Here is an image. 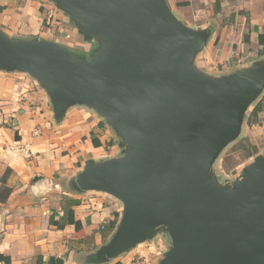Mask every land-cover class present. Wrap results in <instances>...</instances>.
<instances>
[{
  "label": "water",
  "instance_id": "95a60500",
  "mask_svg": "<svg viewBox=\"0 0 264 264\" xmlns=\"http://www.w3.org/2000/svg\"><path fill=\"white\" fill-rule=\"evenodd\" d=\"M48 1L95 45L89 57L0 29V72L33 80L56 122L83 108L119 139L118 156L87 159L71 181L121 204L88 264L159 236L168 248L155 264H264V151L228 183L212 170L264 91V60L203 72L195 62L211 32L186 26L166 0Z\"/></svg>",
  "mask_w": 264,
  "mask_h": 264
},
{
  "label": "crops",
  "instance_id": "0c3cea01",
  "mask_svg": "<svg viewBox=\"0 0 264 264\" xmlns=\"http://www.w3.org/2000/svg\"><path fill=\"white\" fill-rule=\"evenodd\" d=\"M166 1L186 26L211 32L195 62L203 72L226 75L264 53V45L259 43V35L264 36V0ZM39 6L38 0H0V29L12 38H36L31 33L40 26ZM260 103L263 108L257 122L262 136L256 138L252 131L257 153L264 151V100ZM104 127L99 118L79 107L69 109L65 118L56 122L33 80L0 72V181L10 170L6 185L11 189L6 202L0 203V254L8 257L10 264H35L37 255L44 260L60 258L64 264H88L92 252L110 238L121 204L106 194L76 193L71 187L84 161L119 155L118 151H104L110 141ZM92 136L100 147L92 146ZM16 144L26 146L32 157L15 153ZM34 178L38 181L31 183ZM66 199L77 202L72 210L80 223L78 230L73 225L63 229L50 225L51 216L56 221L63 217ZM115 215L114 227L108 229ZM136 250L107 264H134Z\"/></svg>",
  "mask_w": 264,
  "mask_h": 264
},
{
  "label": "rangeland",
  "instance_id": "374dc122",
  "mask_svg": "<svg viewBox=\"0 0 264 264\" xmlns=\"http://www.w3.org/2000/svg\"><path fill=\"white\" fill-rule=\"evenodd\" d=\"M38 1L40 4L39 12L41 14L39 21L40 26L37 31L31 33L33 35L31 37L56 42L81 55H87L88 52H86V50L95 47L94 44L84 40L83 36L68 20L67 15L64 14L56 4L48 0ZM257 60H264V53H262V55L259 54L258 58H256V61ZM263 100L264 95H260L250 107L248 113L250 114L256 104L262 102ZM248 116L244 120V127L239 138L223 150L212 167L214 174L222 183H228L234 178L239 177L241 175L242 168L248 165L252 160V157H248L252 154L253 149L255 148L257 150L252 136L253 133H257L256 138H259V135L262 136L258 129V126L260 127V125H258V122L254 123ZM255 126L256 128L254 130L252 127ZM104 129L105 136H107L106 138L110 140L109 142H106L104 151L111 154L114 152L116 153L117 151L119 152V148L117 146L119 139L115 137L109 127H104ZM252 131L255 132L252 133ZM110 147L113 148L110 150ZM167 248L168 240L162 238L161 236L157 237L153 241L143 243L137 247L136 251H134L133 263L155 264L162 252H164Z\"/></svg>",
  "mask_w": 264,
  "mask_h": 264
},
{
  "label": "trees",
  "instance_id": "16d2710c",
  "mask_svg": "<svg viewBox=\"0 0 264 264\" xmlns=\"http://www.w3.org/2000/svg\"><path fill=\"white\" fill-rule=\"evenodd\" d=\"M230 1H232V0H230ZM0 11H2L1 7H0ZM244 42L248 43V36H244ZM259 43H260V45H264V36L259 35ZM260 55H262V53H260ZM262 108H263L262 104L258 103V104H256V106L253 108V110L249 114L248 117L254 123H257V117H258V114L262 111ZM100 127H103V125L100 124ZM15 137L17 138V135ZM91 142H92V146L94 148H98L101 146L98 139L94 138L93 136H92ZM257 152L258 151L254 148L252 151V154L248 158L253 157ZM9 174H10V170H6V172L4 173V175L0 181V203H5L11 194V189L9 187H7V185H6L7 180L9 178ZM36 181H38V178H34L31 181V183H35ZM65 201H66V205H64L62 207V210L64 212L63 217L56 221V220H54V217L51 216L50 217V225L56 226L58 229H63L66 225H73L75 227V229L78 230L80 228V223H79V221L75 220L74 212L72 210V206L76 205L77 202L70 200V199H66ZM117 217L118 216L115 215L114 220L108 224V227H107L108 229H112L114 227V224H115ZM0 263L10 264V260L8 257H4L0 254ZM35 264H64V262L62 259L56 258V257H50L47 260H44V258L41 255H37L36 259H35Z\"/></svg>",
  "mask_w": 264,
  "mask_h": 264
},
{
  "label": "built area",
  "instance_id": "2783aa9c",
  "mask_svg": "<svg viewBox=\"0 0 264 264\" xmlns=\"http://www.w3.org/2000/svg\"><path fill=\"white\" fill-rule=\"evenodd\" d=\"M13 151L15 153L22 154L26 159H29L32 157V153L24 145L16 144V146L13 148Z\"/></svg>",
  "mask_w": 264,
  "mask_h": 264
},
{
  "label": "flooded vegetation",
  "instance_id": "af4514ba",
  "mask_svg": "<svg viewBox=\"0 0 264 264\" xmlns=\"http://www.w3.org/2000/svg\"><path fill=\"white\" fill-rule=\"evenodd\" d=\"M93 49H94V48H92V49L90 48V49H89V52L87 53V55H86V58H88V57H89V55H90V52H91V51H93Z\"/></svg>",
  "mask_w": 264,
  "mask_h": 264
}]
</instances>
